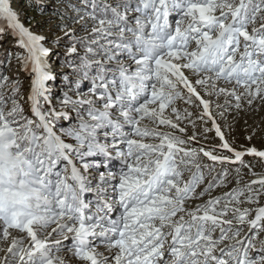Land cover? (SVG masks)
Returning <instances> with one entry per match:
<instances>
[{
    "label": "snow or ice",
    "instance_id": "1",
    "mask_svg": "<svg viewBox=\"0 0 264 264\" xmlns=\"http://www.w3.org/2000/svg\"><path fill=\"white\" fill-rule=\"evenodd\" d=\"M54 3L0 0V264H264V148L216 119L264 106V0Z\"/></svg>",
    "mask_w": 264,
    "mask_h": 264
},
{
    "label": "rangeland",
    "instance_id": "2",
    "mask_svg": "<svg viewBox=\"0 0 264 264\" xmlns=\"http://www.w3.org/2000/svg\"><path fill=\"white\" fill-rule=\"evenodd\" d=\"M29 4H31L32 7H29L28 6ZM11 6L13 7L15 11L19 13V18L21 22L25 24V26L29 25V18H32V17H34L35 20L47 19L48 16L52 13L53 9L57 7V5L54 3V0H11ZM41 12H44L45 15L41 16L40 15ZM55 22H56L55 18H53V23ZM12 43H13V40L10 35L0 37V58L3 57L4 49L11 47ZM13 65H16L15 61H13ZM16 71H18V68L13 67L12 71H5V74L11 77L14 75ZM20 75L22 79H26V75L24 73H20ZM212 99H213L212 112L215 115L217 112L215 104L217 102H223V98L220 97L219 100H217V98H212ZM177 105L181 109L188 107L189 110L192 111L193 113L198 112V110L195 107L185 105L182 101H177ZM256 108H259V111H256L255 110ZM166 115H170V110L166 111ZM233 117H235L234 121H233ZM192 119L195 120V123H196L195 131L197 133V138L195 141H191L190 145L193 147L203 146L206 149L211 148L213 146H218L220 142H219V139L215 136V131L212 130V131H208L207 133L204 132L205 127L209 129L211 128V123L209 122L208 124H204L203 121L196 119L195 115H193ZM216 119H217V122L220 123L222 126L225 124H229V123L233 125L234 131L229 132L227 128H225V132L229 140H231L233 136L236 138L235 143L237 146L254 145L258 149L264 148V106H261L259 101H257L256 104H254L253 110L251 111H241L237 113L235 109H232L231 112L228 114L227 121L222 120L219 116H216ZM245 121H247L248 124H245ZM144 123H147L149 127L152 126L151 123L148 121H145ZM244 124L246 127L244 126ZM181 126H187V129H188L187 134L185 135V138L191 135L193 131L191 124H188L187 121H185L184 124H182ZM253 128L257 129V133H256V136L253 137L252 141L249 142L245 139V136L248 135V133H250ZM244 129H247L248 132L245 131ZM158 130L159 131H170V129H167L163 126H161ZM176 134H179V133H176ZM205 135L207 136V139H204ZM201 159H202V162H206L209 164L211 163L210 161H207L206 157H202V154H201ZM244 159L246 161H249L255 164V168L253 169L254 172H256L258 175H264V162H261L259 158L256 159V158L246 157ZM119 166H120L119 161L113 160L111 162V167L114 171L118 170ZM220 167L221 166L217 164L216 170H219ZM225 167L229 171L228 179L233 181V183L229 184L228 188L234 187L235 186L234 178L236 176L235 169L229 165H226ZM215 174H216V171H213V173L210 176H208V179H211V176H214ZM185 175L188 176L190 175V173L186 172ZM241 178H242V182L246 183L253 179H257V176L249 175L248 169L245 168V169H241ZM228 188L217 189L213 193V195H218L224 191H228ZM262 202H264V199H262ZM64 245L65 246L70 245V241H65ZM7 246L8 245L2 239H0V248H6ZM98 250L103 251V247H101ZM3 255L4 253L0 252V259H3ZM60 255H65V253L61 252Z\"/></svg>",
    "mask_w": 264,
    "mask_h": 264
},
{
    "label": "bare ground",
    "instance_id": "3",
    "mask_svg": "<svg viewBox=\"0 0 264 264\" xmlns=\"http://www.w3.org/2000/svg\"><path fill=\"white\" fill-rule=\"evenodd\" d=\"M261 108H262V107H261ZM261 108H260V109H261ZM256 117H257V116H256ZM258 118H259V117H258ZM241 124H242V122H241ZM247 124H248V123H247ZM255 125H256V124H255ZM255 125H254V126H255ZM257 125H258V124H257ZM244 126H245V124H244ZM245 127H246V126H245ZM250 127H251V126H250ZM244 130H245V129H244ZM247 132H248V131H247ZM246 157H247V158H248V157L256 158V157H252V156H245L244 158H246ZM256 159H257V158H256ZM105 254H107V253H105Z\"/></svg>",
    "mask_w": 264,
    "mask_h": 264
}]
</instances>
